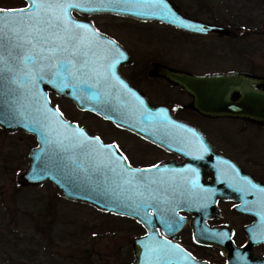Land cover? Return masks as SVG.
I'll use <instances>...</instances> for the list:
<instances>
[{
    "label": "flooded vegetation",
    "instance_id": "1",
    "mask_svg": "<svg viewBox=\"0 0 264 264\" xmlns=\"http://www.w3.org/2000/svg\"><path fill=\"white\" fill-rule=\"evenodd\" d=\"M16 1L0 9L62 16L59 31L54 34L62 54L60 89L57 92L45 87V92L48 104L62 119L63 139L78 144L72 149L93 153L96 143L99 149L101 142L112 146L131 167H156L150 180L162 191L165 207L159 218L167 223L182 220L176 231L170 232L172 227L167 226L168 232L158 230L154 235L147 234L140 224L143 231L130 239L131 252L134 238L155 236L163 244L170 246L173 242L183 250L172 259L177 263L264 264V155L249 152L238 139L251 131L264 132V121L220 114L223 98L213 104L208 91L211 84L190 83L188 79L232 71L264 72L213 65L218 59H209L213 47L209 53L199 52L204 59L207 54L212 66H198L194 56L189 60L179 55L181 51L194 55L193 42L202 38L234 41L246 31L244 25H225L230 29L228 34H218L186 30L154 18H135L100 8L103 3L99 0H28V9H24L27 0ZM180 1L169 0L188 16L222 24L189 13ZM106 22L124 28L109 30ZM125 24L160 26L172 33L169 38L164 32L168 39L176 37L184 42L171 53L147 48L138 54ZM233 51L240 54L238 48ZM101 93L108 97L101 99ZM100 106H110L112 114H103ZM24 133L32 137L30 147L34 146V136ZM158 239L147 240L143 247L159 243Z\"/></svg>",
    "mask_w": 264,
    "mask_h": 264
},
{
    "label": "water",
    "instance_id": "2",
    "mask_svg": "<svg viewBox=\"0 0 264 264\" xmlns=\"http://www.w3.org/2000/svg\"><path fill=\"white\" fill-rule=\"evenodd\" d=\"M99 1L103 3L100 8L135 18H154L186 30L218 34L230 31L225 25L184 14L169 0ZM29 6L28 1L24 9ZM21 11L0 9V128L8 132L22 130L35 138V145L27 150V165L16 175V182L37 185L49 181L60 196L132 217L147 234L154 235L158 230L168 232L167 226L172 227L170 232L176 231L182 224L181 219L167 223L159 218L161 208L165 207L162 191L154 188L155 182L150 180L156 167H131L112 146L101 142L99 149L96 143L93 153L72 149L78 144L63 139L62 119L48 104L45 92V87L57 92L60 89L62 54L54 34L59 31L62 16ZM189 77L190 83L211 84L208 91L214 105L215 99L223 98L218 108L222 109L220 114L264 121V75L232 71ZM100 95L101 99L108 97ZM100 110L107 115L113 112L110 106H100ZM201 112L205 111L201 109ZM153 238L158 239L144 236L131 241V264H185L172 260L184 253L173 242L168 246L158 239L160 244L143 247L144 242ZM165 256L171 258L165 259ZM194 261L191 263L201 264Z\"/></svg>",
    "mask_w": 264,
    "mask_h": 264
},
{
    "label": "rangeland",
    "instance_id": "3",
    "mask_svg": "<svg viewBox=\"0 0 264 264\" xmlns=\"http://www.w3.org/2000/svg\"><path fill=\"white\" fill-rule=\"evenodd\" d=\"M182 1L189 13L232 27L242 24L246 29L234 41L208 37L201 39L202 44L193 42L194 55L181 51L182 58L194 56L198 66H212L207 54L204 59L199 52L209 53L213 47L209 59L218 57L213 65L264 72V0ZM15 3L16 0H0V6ZM108 24L109 30L124 28L114 22ZM125 28L138 54L147 48L171 53L184 42L176 37L168 39L166 29L160 26ZM166 33L173 37L171 32ZM236 48L240 54L233 51ZM238 139L249 152L264 155L263 131H251ZM33 143L32 137L24 132L0 130V264H130L133 258L130 239L143 231L138 222L63 198L46 181L32 187L18 185L16 175L26 167V152Z\"/></svg>",
    "mask_w": 264,
    "mask_h": 264
}]
</instances>
